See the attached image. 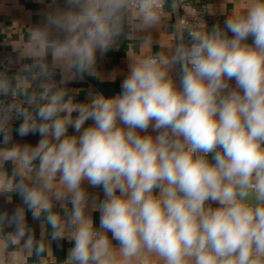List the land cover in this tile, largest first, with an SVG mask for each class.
Returning <instances> with one entry per match:
<instances>
[{
    "label": "clouds",
    "instance_id": "9594fccd",
    "mask_svg": "<svg viewBox=\"0 0 264 264\" xmlns=\"http://www.w3.org/2000/svg\"><path fill=\"white\" fill-rule=\"evenodd\" d=\"M195 3L52 0L11 42L15 55L0 60V197L22 204L0 211V264H264V0L210 29ZM122 37L121 91L77 100L66 85L102 78L98 54ZM15 120L38 143L14 142ZM53 241L72 245L63 261Z\"/></svg>",
    "mask_w": 264,
    "mask_h": 264
},
{
    "label": "crops",
    "instance_id": "0c3cea01",
    "mask_svg": "<svg viewBox=\"0 0 264 264\" xmlns=\"http://www.w3.org/2000/svg\"><path fill=\"white\" fill-rule=\"evenodd\" d=\"M189 2L195 3V0H188ZM52 0H44L41 3L40 0H0V60L5 59L9 56H14L12 51L11 42L16 44L19 39L24 36V31L27 27L39 24L43 20L42 13L46 10V5L51 3ZM58 3H63V0H57ZM200 0H198V3ZM247 0H210L208 6H211L213 13L210 14L212 19L209 29L216 24L220 23L223 27V23L227 18V15H234L240 12L246 6ZM170 23V21H169ZM12 31L9 33V31ZM172 28L169 25L168 31ZM231 35V34H229ZM159 33L153 32V50L158 51ZM252 42V38L249 37L248 43ZM130 41L124 37L121 38L119 47L110 50L104 56L98 54L97 60V70L102 78L98 79L93 76L85 75L82 79L72 81L66 85V87L79 90V94L76 99L79 101H84L88 97V92L93 91L97 93H102L105 96H113L121 91L120 84L124 78V75L128 70V56H127V46ZM131 43L137 44L136 40L131 41ZM128 50L130 51V45ZM135 51H139V47L134 48ZM115 74L116 79H111L110 77ZM173 75L179 85V66L177 65L173 71ZM57 79H59V74H57ZM233 86L235 81L230 82ZM75 115V114H74ZM20 124V123H19ZM19 124L15 127L17 128ZM92 124L89 120L86 122L85 127ZM15 128L13 129V139L17 143H30L35 145L38 143L40 137L38 135H29L27 137L21 138L15 133ZM72 129H69V133H72ZM151 133V128L148 130ZM142 135L144 133H141ZM155 135V133H152ZM2 139V137H0ZM9 172L12 169V165L9 163L7 165ZM87 186V185H86ZM88 191L93 195H98L99 199H103V191L101 188H88ZM22 204L19 196L14 195L11 202H8L5 197H0V211L7 210L11 213L15 207ZM216 206V205H214ZM59 210V209H57ZM93 220L98 225L100 213H92ZM27 221L29 226L34 230L37 239L40 235V222L34 221L31 217V213H28ZM72 245L67 241L61 242H51V248L54 255L59 261H63L67 255L68 249Z\"/></svg>",
    "mask_w": 264,
    "mask_h": 264
},
{
    "label": "built area",
    "instance_id": "2783aa9c",
    "mask_svg": "<svg viewBox=\"0 0 264 264\" xmlns=\"http://www.w3.org/2000/svg\"><path fill=\"white\" fill-rule=\"evenodd\" d=\"M189 2V1H188ZM210 2V0H200V2L199 3H195V7L198 9V11L200 12V14H201V18L206 22V24H207V26L209 27L210 26V24H211V21H212V19H211V17H210V14H209V12H208V10H207V6H208V3ZM190 3H192V2H190ZM194 4V3H193ZM178 15H180V16H183L184 15V13H183V10L182 9H180L179 11H178ZM175 19H176V16H173L172 18H171V20H170V23H169V25L171 26L172 24H174L175 23ZM222 23L224 22V21H221ZM21 121L20 120H15V121H13V129L20 123Z\"/></svg>",
    "mask_w": 264,
    "mask_h": 264
}]
</instances>
